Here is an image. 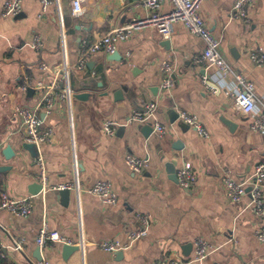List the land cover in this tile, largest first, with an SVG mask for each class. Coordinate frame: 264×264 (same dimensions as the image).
<instances>
[{"label":"crops","instance_id":"obj_1","mask_svg":"<svg viewBox=\"0 0 264 264\" xmlns=\"http://www.w3.org/2000/svg\"><path fill=\"white\" fill-rule=\"evenodd\" d=\"M237 1L204 0L200 12L221 41L227 62L254 83L257 107L263 109L264 65L253 62L250 52L264 49V0H253L245 17L233 16ZM4 2L0 0V168L7 167L0 169V199L2 191L15 198L32 196L33 210L20 216L0 209V264H37L38 249L50 264L188 261L195 255L197 237L215 249L202 263L190 264H264V242L256 237L264 216L247 207L249 195L233 202L222 182L227 171L246 180L264 162V131L251 129L252 115L243 114L227 94L239 89L234 75L223 76L218 67L197 61L205 41L182 22L173 23L168 38L157 27H144L118 43L122 60L99 51L80 69L83 42L91 44L114 27L147 18L145 0H82L80 15L73 14L72 0H53L46 10L42 0H24L20 17L4 16ZM172 7L165 0L161 12ZM37 34L41 49L30 45ZM164 62L173 66L168 90L163 87ZM27 81L31 92L21 89ZM50 88L52 113L43 106L37 112L40 127L54 129L55 141L29 147L17 108L38 106ZM68 89L71 93L63 96ZM82 92L91 96L77 98ZM149 102L158 104L157 120L167 127L163 136L153 131L146 138L141 127L147 123L128 122ZM182 110L198 116L209 136L176 117ZM108 119L119 123L115 134L104 129ZM9 144L15 150L12 158L3 153ZM129 153L149 158V166L134 172L125 162ZM40 157L46 163V187ZM187 162L198 179L186 189L178 171ZM102 179L110 180L118 193L115 204L87 191ZM36 183L43 190L33 194ZM67 183L78 184L79 190L66 188L69 196L63 197L62 189L54 187ZM137 212L152 216L147 236L125 250L101 248L105 240L127 242L128 233L141 225ZM45 223L78 242L68 244L78 250L66 254L61 242L39 247L36 238ZM20 237L24 248L16 250L13 240Z\"/></svg>","mask_w":264,"mask_h":264},{"label":"built area","instance_id":"obj_2","mask_svg":"<svg viewBox=\"0 0 264 264\" xmlns=\"http://www.w3.org/2000/svg\"><path fill=\"white\" fill-rule=\"evenodd\" d=\"M24 0H5L3 5L4 16H15L22 11ZM53 0H42L43 10H46ZM173 7L168 13H162L161 7L165 0H145L144 5L150 10V15L147 18L136 19L129 24L114 27L106 34L94 40L91 44L83 42V49L79 57L78 68L86 67L90 58L99 51L107 53H114L117 51L118 43L130 38L137 30L144 27H157L165 38H168L172 33V26L174 22H182L187 29L200 36L205 41V48L197 58V61L206 66H216L219 68L223 76L233 74L239 86L238 90H228L227 94L234 97L237 108L245 115H252L250 127L255 131H264V107L259 109L257 103L259 101L255 93L254 83L246 78L241 73L235 72L232 66L227 62L220 51L221 41L216 38L210 30L205 19L201 15V6L204 0H171ZM253 0H238L234 5L233 16L245 17L247 16L249 7ZM73 14L80 15L83 11L82 0H72ZM31 47L41 49L43 42L39 34L35 35L31 42ZM250 57L253 62L258 65H264V49L258 48L250 52ZM162 70L165 73L163 87L171 89L173 85L172 73L173 66L170 62H164ZM30 87V82L27 81L21 86V89L27 91ZM41 87V83L38 84ZM71 93L68 89L63 94L67 96ZM54 104L53 89H48L38 106L18 107L17 111L21 116L25 135L24 139L27 143L35 144L37 146L43 143H51L55 141V132L53 128L42 129L40 127L37 107L43 106L47 113H52ZM158 104L156 102H149L143 108L136 109L130 116L128 122H143L153 123L154 133L158 136H163L167 133L166 125L161 124L157 120ZM179 119L193 127L200 135L208 137L209 130L199 119L198 116L190 112L182 110L179 113ZM119 123L114 119L106 120L104 129L107 134H115ZM127 166L134 172L140 173L149 166V158L139 157L135 154L129 153L125 157ZM40 176L43 185H47V170L46 163L42 157L39 158ZM198 179L197 172L190 162L183 165L178 171L179 184L183 188H190ZM223 185L226 195L233 202H240L244 196L249 195L250 201L247 205L257 216H264V162H260L254 174L246 180H238L234 177L231 171H227L223 176ZM248 187L251 189L248 191ZM56 189L75 188L79 190V185L75 183H67L55 186ZM87 191L101 198L105 203L115 204L118 201V193L113 188L110 180L102 179L96 181L93 185L87 188ZM0 209L7 210L11 213L28 216L33 210L32 196L15 198L9 195L7 191L1 192ZM136 218L140 222V227L128 233L127 242L120 240H105L101 242V248L106 251L125 250L132 246V244L140 238L147 236L152 225V216L148 213L137 212ZM1 227V225H0ZM256 237L264 242V226L256 230ZM39 247L43 248L49 243L61 242L65 244H78L64 235L58 230L50 229L48 224H44L36 238ZM24 238H15L13 240V248L22 250L24 248ZM83 245V242L79 244ZM1 247V241H0ZM195 255L193 259L188 261H180L175 258L160 261L156 264H190L191 262L202 263L209 254L215 249L214 245L203 237H197L194 240ZM37 264H50L46 258H42Z\"/></svg>","mask_w":264,"mask_h":264},{"label":"water","instance_id":"obj_3","mask_svg":"<svg viewBox=\"0 0 264 264\" xmlns=\"http://www.w3.org/2000/svg\"><path fill=\"white\" fill-rule=\"evenodd\" d=\"M16 17H20V14H18ZM110 59H115V60H122L123 56L120 54L119 51H116L114 52L113 54H111L109 56ZM29 91L31 92V89H29ZM77 98L79 99H82V100H86L88 99L91 94L88 93V92H82V93H77L75 94ZM122 97H119V96H116V99H121ZM176 117H179V113L176 112ZM224 122H226L227 124H229L230 126H232V124L228 121V120H224ZM141 130L143 131V134L146 138H149L153 131H154V125L153 123H147L145 125H143L141 127ZM29 147H33V144H28ZM175 148H177V146L175 145ZM3 153L5 154V156L7 158H12L14 155H15V150L13 149L12 145H7L4 150H3ZM7 166H4L2 168H0L1 170H3L4 168H6ZM35 188H33L32 190L30 189V192L33 193V194H37L39 192H41L43 190V185L41 183H36L34 184ZM251 189V187H248V191ZM69 193H70V189H62L60 190V194L61 196L63 197H67L69 196ZM192 245V244H191ZM187 248V247H186ZM72 250H78V247L75 246V245H68V244H65L64 245V252L66 254H68L69 252H71ZM39 249H38V254H37V258L39 260L42 259V256L39 254Z\"/></svg>","mask_w":264,"mask_h":264},{"label":"trees","instance_id":"obj_4","mask_svg":"<svg viewBox=\"0 0 264 264\" xmlns=\"http://www.w3.org/2000/svg\"><path fill=\"white\" fill-rule=\"evenodd\" d=\"M0 259H1V256H0Z\"/></svg>","mask_w":264,"mask_h":264}]
</instances>
